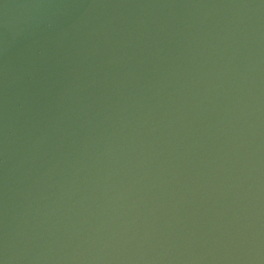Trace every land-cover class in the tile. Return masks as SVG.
I'll return each mask as SVG.
<instances>
[{"label":"water","instance_id":"1","mask_svg":"<svg viewBox=\"0 0 264 264\" xmlns=\"http://www.w3.org/2000/svg\"><path fill=\"white\" fill-rule=\"evenodd\" d=\"M0 264H264V0H0Z\"/></svg>","mask_w":264,"mask_h":264}]
</instances>
